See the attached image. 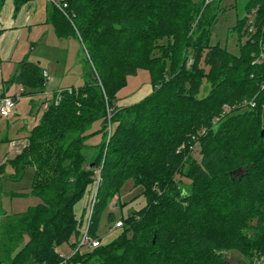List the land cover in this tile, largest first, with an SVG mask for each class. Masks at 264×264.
I'll return each instance as SVG.
<instances>
[{
	"label": "trees",
	"instance_id": "16d2710c",
	"mask_svg": "<svg viewBox=\"0 0 264 264\" xmlns=\"http://www.w3.org/2000/svg\"><path fill=\"white\" fill-rule=\"evenodd\" d=\"M31 1L13 0L14 14ZM60 1L66 15L48 3L46 23L78 45L84 81L61 88L57 103L53 94L8 162L13 182L32 170L30 187L12 197L39 202L3 218L0 264H232L230 251L254 264L264 256V59L253 64L264 46V0H247L258 31L249 36L239 20L237 54L210 45L218 0ZM140 70L151 93L118 108ZM42 73L25 57L9 82L23 95L43 92ZM94 135L102 140L87 160ZM129 180L145 206L121 218L119 235L104 244L100 220L114 221L110 205ZM87 222L101 245L75 251ZM63 244L74 251L68 258L57 251Z\"/></svg>",
	"mask_w": 264,
	"mask_h": 264
},
{
	"label": "crops",
	"instance_id": "0c3cea01",
	"mask_svg": "<svg viewBox=\"0 0 264 264\" xmlns=\"http://www.w3.org/2000/svg\"><path fill=\"white\" fill-rule=\"evenodd\" d=\"M47 7V0H32L14 14L13 0H4L0 10V100L2 96L17 98L14 114L9 118L0 117L3 118L0 128V168L3 169L0 171V199L11 197L15 193L26 192L25 189L20 192L4 190L6 184L19 183L11 181L10 176L13 170L8 162L27 146L30 130L38 124L43 112V104L46 101L49 102L53 94L61 88H76L82 85H72V82H76L72 79L78 78L76 70L74 71L77 66L76 61H72L70 44L72 40H58L52 29V34H48L50 25L46 23ZM31 52L40 59L37 64L47 74L49 81L46 82L43 92L23 95L27 92L23 86L10 83L9 80L16 73L19 63L25 57L29 59ZM80 63L78 65L82 68ZM144 84L142 94L139 97L137 95L132 101L130 100L135 95L133 94L135 91L127 93L122 90L116 106L118 108L127 107L148 96L152 91V86L149 80ZM82 205L83 203H79L75 207L77 214L81 212ZM6 215L8 213L0 207V223ZM119 233L118 229L115 235L111 231L108 240L101 241L104 244L109 243ZM57 251L66 258L74 252L69 244L61 245Z\"/></svg>",
	"mask_w": 264,
	"mask_h": 264
},
{
	"label": "rangeland",
	"instance_id": "374dc122",
	"mask_svg": "<svg viewBox=\"0 0 264 264\" xmlns=\"http://www.w3.org/2000/svg\"><path fill=\"white\" fill-rule=\"evenodd\" d=\"M200 1V0H195ZM212 1V0H209ZM247 3V0H218L217 1V8H216V15L217 19L215 23H213L210 27V45H216L218 44L221 48H225L228 52L237 54L238 53V22L239 20L244 17L246 11H245V5ZM49 33L52 34L51 28L49 27ZM44 39V38H43ZM245 39H242L243 42ZM41 43V41H40ZM71 44V52H72V61H76V69L74 71L76 72V77L73 78L72 85L76 84H83V70L78 65L81 61V53L79 51V47L76 43L72 41ZM34 53H36L34 51ZM31 52L29 56V61H34L38 63L40 60L39 58H36L35 54ZM81 64V63H80ZM191 64V63H190ZM189 64V65H190ZM41 65L43 66L44 63L42 62ZM74 71L72 73L74 74ZM71 74V75H73ZM80 75L81 77L77 76ZM149 76L146 71L140 70L135 75L130 76L127 78V84L124 89H122V92H133L135 94L132 99L134 100L136 96L138 97L142 94V88L144 83H148ZM146 86V84H144ZM14 90V89H13ZM141 90V91H140ZM207 92V87H204V89L201 90V96H204ZM131 98V97H129ZM141 99V98H140ZM128 101V102H130ZM131 103V102H130ZM23 106V105H22ZM43 111V109H42ZM1 117V116H0ZM4 118V117H3ZM0 118V128H1V119ZM215 121V120H214ZM213 124V123H212ZM100 126L99 122H96L92 125L93 131L98 129ZM205 130H201V132H204ZM102 140L101 135H94L88 140L89 147L87 149H84L83 155L86 157L87 160L90 159V157L94 154V145L100 143ZM201 149L197 148L194 152L195 157L200 156ZM31 176H32V170L28 169L25 173L24 178L18 183H9L4 186V190L6 191H24L26 188L28 189L30 187L31 182ZM19 189V190H18ZM142 192L141 187H134L132 181H127L124 183V185L121 187L116 200L118 201L117 204L115 203V200L113 203H111L109 211H112L114 214V221L109 223L106 220V213L102 216L99 228L97 231V238L100 240H108L109 238V232H114L117 229L114 228L115 223L121 218H126L131 213L138 211L142 209L145 206V199L142 196H139ZM139 196V197H138ZM137 197V198H136ZM135 198V199H134ZM39 202L38 198L36 197H2L0 199V207L3 209V211H6L8 215L14 214V213H21L24 212L29 206H34ZM120 205H123L120 207ZM117 233V232H116ZM73 240H70L69 243H71ZM228 259L232 264H249V261L244 259L240 254H238L235 251H230L227 254Z\"/></svg>",
	"mask_w": 264,
	"mask_h": 264
},
{
	"label": "built area",
	"instance_id": "2783aa9c",
	"mask_svg": "<svg viewBox=\"0 0 264 264\" xmlns=\"http://www.w3.org/2000/svg\"><path fill=\"white\" fill-rule=\"evenodd\" d=\"M48 3L54 5L55 7H57L61 12H63V14L66 15L65 13V8H66V4L62 3L60 0H47ZM209 0H205V4L209 3ZM256 17H257V9H252L251 11H249L248 13H246L244 15V20H245V25H244V31L249 35H254L257 31H258V25L256 23ZM255 60L253 62V64H259L262 62V60L264 59V46H261L260 51L258 53V55H256ZM192 63L191 61H189V64ZM43 77L45 78V85L46 82L49 81V77L47 76V74L45 72L42 73ZM63 91V89H59L55 92V99L54 102L57 103L60 100V94ZM67 92H71V88H67L66 89ZM16 97H11V96H4L3 98H1L0 100V116L4 117V118H9L11 117L14 112H15V107H16ZM49 102H45L43 104V110H45L48 106ZM240 106H243L244 108H254L255 104L253 101H244ZM224 113L228 112L230 110V108L228 106H225L223 108ZM111 134V129L109 128V133H108V137ZM191 149L196 150L195 146H193ZM96 175L98 176V171H96ZM99 177H97V183ZM96 190V188H95ZM94 197H95V192L93 194V200H92V204L94 202ZM90 214H91V210L89 211L88 214V219L90 218ZM123 226L122 222L119 220L115 223L114 228L115 229H120ZM87 228H88V222L85 225V227L83 228L80 237L78 238L77 244H76V249L75 251H90L93 250L94 248H97L101 245V242L98 239H92L89 237L88 233H87ZM65 264V263H62ZM254 264H264V256L256 259L254 261Z\"/></svg>",
	"mask_w": 264,
	"mask_h": 264
},
{
	"label": "water",
	"instance_id": "95a60500",
	"mask_svg": "<svg viewBox=\"0 0 264 264\" xmlns=\"http://www.w3.org/2000/svg\"><path fill=\"white\" fill-rule=\"evenodd\" d=\"M261 136H263V131H261ZM245 172V171H244ZM241 174V173H240Z\"/></svg>",
	"mask_w": 264,
	"mask_h": 264
}]
</instances>
